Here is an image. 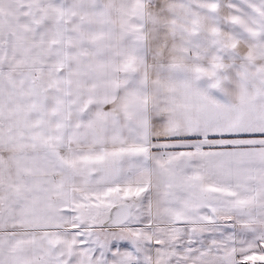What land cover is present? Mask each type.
Returning <instances> with one entry per match:
<instances>
[{
  "label": "snow or ice",
  "instance_id": "snow-or-ice-1",
  "mask_svg": "<svg viewBox=\"0 0 264 264\" xmlns=\"http://www.w3.org/2000/svg\"><path fill=\"white\" fill-rule=\"evenodd\" d=\"M0 264H264V0H0Z\"/></svg>",
  "mask_w": 264,
  "mask_h": 264
}]
</instances>
